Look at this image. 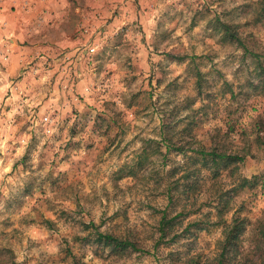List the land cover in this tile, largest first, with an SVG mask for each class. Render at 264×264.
Listing matches in <instances>:
<instances>
[{
	"label": "rangeland",
	"instance_id": "obj_1",
	"mask_svg": "<svg viewBox=\"0 0 264 264\" xmlns=\"http://www.w3.org/2000/svg\"><path fill=\"white\" fill-rule=\"evenodd\" d=\"M231 11L229 0H89L81 35L54 55L0 32V252L20 264H91L80 233L99 232L107 213L114 237L128 241L119 233L135 228L145 264L161 256L217 264L213 230L234 219L243 221L237 243L248 258L249 234L264 241V190L237 187L264 171L254 144L264 44L237 33L253 59L225 80L234 54L221 25ZM237 133L249 141L243 150L227 144ZM215 149L244 161L213 172L202 156ZM162 216L175 218L171 236H179L156 247ZM96 255L97 264L108 256Z\"/></svg>",
	"mask_w": 264,
	"mask_h": 264
},
{
	"label": "clouds",
	"instance_id": "obj_2",
	"mask_svg": "<svg viewBox=\"0 0 264 264\" xmlns=\"http://www.w3.org/2000/svg\"><path fill=\"white\" fill-rule=\"evenodd\" d=\"M229 6L233 11L224 18L228 28H231L234 33H242L248 38L249 43L252 40H256L264 44V0H229ZM231 45L234 55L233 59L228 61L230 70L224 79L229 82H235V79L245 72L248 61L253 59V57L249 54L248 48L241 47L238 42L232 41ZM216 79L219 80V74L216 76ZM253 82L259 83V81ZM248 123L250 124L251 122L249 121ZM249 135H251V133H249ZM248 142L249 141H247L244 136L237 133L227 141V144L231 147L233 143H235V147L238 150H243L244 145ZM174 163L176 166H183L185 164L184 157L180 154H176ZM172 166L173 164H169L170 168ZM218 172L221 175L224 174L225 168L221 166ZM248 178H252L251 174H249ZM258 179H264V177H258ZM172 211L173 210H169V215L172 214ZM114 218V216H109L107 213H105L103 217L98 218L99 223L97 227L99 232L91 236H89L87 229L82 227L80 235L85 237V239L82 241L83 247L81 251L83 252L84 249L92 250L91 254L87 257L91 261V264H97L99 260L96 253L108 254L102 264H120L119 257H125L127 264H145L146 257L143 251L140 250L143 246V241L134 227L127 229L126 232L121 231L119 233L121 237L131 242V246H129V244H122L116 239L109 240L100 238L99 233L112 236L117 235L118 229L113 225ZM227 227V225H221L213 230L214 234L211 240L212 243L216 245L213 257L224 252L227 257L225 264H264V241L253 238L251 234H249L244 243V249L248 252V258L245 259L241 255L243 249L239 247L237 240H233L231 245L225 247V242L227 240L225 231ZM169 247L175 248V245ZM189 247H191V240L185 243V255H187V248ZM62 249L63 245H60V247L53 250V259L62 255ZM167 251L168 248H165V252ZM176 251L179 250L176 249ZM128 257H131V259L128 260ZM253 257L256 259L254 260ZM0 259H6L7 264H20L22 258L19 256L13 257L9 252H0ZM151 264H157V261L152 259ZM159 264H173V260L161 256Z\"/></svg>",
	"mask_w": 264,
	"mask_h": 264
},
{
	"label": "crops",
	"instance_id": "obj_3",
	"mask_svg": "<svg viewBox=\"0 0 264 264\" xmlns=\"http://www.w3.org/2000/svg\"><path fill=\"white\" fill-rule=\"evenodd\" d=\"M7 1L0 32L15 44L26 39L34 54L54 55L72 46L87 24L89 0H15L14 10Z\"/></svg>",
	"mask_w": 264,
	"mask_h": 264
},
{
	"label": "trees",
	"instance_id": "obj_4",
	"mask_svg": "<svg viewBox=\"0 0 264 264\" xmlns=\"http://www.w3.org/2000/svg\"><path fill=\"white\" fill-rule=\"evenodd\" d=\"M221 28L223 29V39L224 40H227L229 42L236 41L240 44V46L243 47V43H242L241 39L238 37L237 33H234L233 31H231V28H228V26L224 23H222ZM225 29H226V31H225ZM263 84H264V81H263ZM257 127L259 130V133L262 135L261 136L256 135V139L254 141V144L259 149L262 148L264 150V120H262V119L259 120L257 122ZM200 154L203 155L204 154L203 151ZM202 157L204 159L206 157H208L210 159L211 164H212L211 168L214 170L213 172H217L218 169L221 166H223L225 168V170L228 168L233 173V171H235V169H237V165L244 161V158L242 156H239L236 154L219 153V152H216V149L206 153ZM258 177H264V171L260 175L252 176L251 179L241 178L239 180V184H238L237 188H239L240 190H245V189L253 190V189H257V188L264 190V179H258ZM174 219L175 218L166 219L165 216H162L160 218V221L158 224V229H157V232L159 233V238H158L157 242L155 243L156 247H158L160 245L168 244V242H170V240L179 236L177 234H173L171 236V233H172L173 228L175 226V224L173 222ZM242 223H243L242 220L234 219L232 225L227 227V229L225 231V235L227 236V240L225 242V247L227 245H231L233 240H237V238L240 237V235L242 234V230H243L242 229L243 228ZM193 226H198V223H194ZM187 229H188V227L185 230H187ZM99 236L101 239H105V238L109 239V240L116 239V240H119L122 244H129V246H131L130 242L122 241L121 239L114 237L112 235H105V234L99 233ZM169 236H171V237H169ZM226 259H227V257L224 254V252H221L219 254L217 264H225Z\"/></svg>",
	"mask_w": 264,
	"mask_h": 264
},
{
	"label": "built area",
	"instance_id": "obj_5",
	"mask_svg": "<svg viewBox=\"0 0 264 264\" xmlns=\"http://www.w3.org/2000/svg\"><path fill=\"white\" fill-rule=\"evenodd\" d=\"M0 8H1V0H0Z\"/></svg>",
	"mask_w": 264,
	"mask_h": 264
}]
</instances>
